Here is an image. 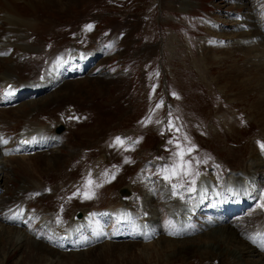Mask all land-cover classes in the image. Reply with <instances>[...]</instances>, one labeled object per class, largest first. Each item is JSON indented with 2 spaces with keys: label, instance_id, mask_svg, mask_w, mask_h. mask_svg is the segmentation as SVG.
I'll list each match as a JSON object with an SVG mask.
<instances>
[{
  "label": "rangeland",
  "instance_id": "obj_1",
  "mask_svg": "<svg viewBox=\"0 0 264 264\" xmlns=\"http://www.w3.org/2000/svg\"><path fill=\"white\" fill-rule=\"evenodd\" d=\"M259 10H264V0H0V19L4 18L0 23V42L5 40L6 45L13 46L22 34L28 36L24 39L28 45L45 47V52L29 51L28 61L36 62L38 67L30 66L22 80L34 79L47 61L46 55L60 48L74 49L76 45L86 48L85 43L92 45V38L98 34L102 36L99 41L112 38V33L118 34V45L109 46L111 53L106 58V62L113 59L114 64H104L88 76L98 60L93 61L95 64L91 62V72L85 68L83 76L86 77L82 81L70 79L75 81L74 85H64L63 91L56 94L64 96L41 98L36 104L31 101L21 109L0 106V137L9 139L16 130L20 132L25 122L31 123L24 116L39 108L41 111L29 118L32 121L36 118L38 121L33 122L41 125L49 124L54 130L65 126L68 142L76 149L74 157L67 152L63 157L50 151L37 154L40 159L35 156L32 163L22 157L5 163V173L0 177V206H3L0 207V264H222L217 255L203 256L197 250L198 253L191 254L190 250L195 246L199 249L204 243L211 246L209 221L218 219L217 213L224 208L232 210L227 217L219 215L229 220L230 224L223 227L234 228L227 238L234 245L219 248L215 245V252L233 256L240 264H264V248L257 247V236L250 232L264 220V166L256 172L255 182L247 186L253 204L237 205L232 197L239 191L230 194V185L225 189V183L233 173L240 172L251 155H256L264 164V129H261L264 118L252 115L253 111L264 108V61L259 58V63L250 66L246 58L264 54V43L246 47L247 42L243 41L242 47H236L240 37L257 36L256 30H264V25L254 22ZM37 12L55 14L57 18L50 25ZM89 16L95 17L98 23L92 24L93 19L87 20ZM260 17H264V12ZM59 21L67 22L58 28L55 24ZM86 21L89 25L84 29H73V23L81 26ZM33 23L47 26L35 27ZM249 24L256 30L241 31V27L248 28ZM64 25L72 28L71 36V32L61 34L66 31ZM92 26L103 31L93 30L96 27ZM45 28L49 31L47 34L42 33ZM81 39L84 44L79 43ZM12 48L16 49L12 51L15 57L28 50ZM3 60H0V84L2 78H7H4L6 72L21 74L18 58L9 56ZM59 98L70 99L62 103L60 110L54 106ZM167 98L168 110L163 104ZM49 110L52 113L47 115ZM81 113L88 116L79 122L73 116ZM233 113L239 114L237 121ZM11 129L16 130L10 132ZM117 138L123 143L118 144ZM133 140L143 149V156L135 147L125 145ZM5 148L0 145L2 151ZM155 150L165 163L157 170L144 157ZM79 160L88 165L92 161H105L99 168L103 171L102 180L94 182L91 177L84 178V167L78 164ZM0 170L3 172L1 167ZM203 170H206L203 173L206 179L212 180L214 190L200 197L204 204L195 209L189 224L182 228L174 225L164 206L178 201L187 210L192 209L188 206H195L197 196L190 195V184ZM78 178L83 185L82 194L70 187V181ZM160 185L171 190L169 199L161 195H169V191L161 190ZM126 186L132 189L131 203L140 206L143 200L149 210L146 199L155 195L156 203L152 199L149 203L157 206L160 216L153 227V238L138 239L144 229L138 223L145 217L134 212L126 214L134 218V226L141 231L139 235L131 225L119 226L109 218L104 223L96 219L95 224H88L65 248L64 243L55 241L43 230L39 218L26 224L4 221L13 201L27 207L30 199L27 194L39 187H44V191L36 192L28 210L36 213L42 204L46 211H41L49 215L51 211L56 227H60L69 225L77 212L119 203L118 191ZM52 188L64 189L62 196L56 199L50 195ZM257 203L261 208V216L257 218L261 219L245 222L248 211L256 210ZM186 231L190 235H184Z\"/></svg>",
  "mask_w": 264,
  "mask_h": 264
},
{
  "label": "bare ground",
  "instance_id": "obj_2",
  "mask_svg": "<svg viewBox=\"0 0 264 264\" xmlns=\"http://www.w3.org/2000/svg\"><path fill=\"white\" fill-rule=\"evenodd\" d=\"M58 2V1H57ZM63 2V1H62ZM53 3V2H52ZM89 3V2H88ZM86 4V3H85ZM29 5V4H28ZM27 5V6H28ZM42 5V4H41ZM84 5V4H83ZM90 5V4H89ZM48 6V5H47ZM36 7V6H35ZM215 7V6H214ZM32 8V7H31ZM48 9V8H47ZM46 9V10H47ZM75 9V8H74ZM82 9V8H81ZM55 11H56V9H55ZM63 11V10H62ZM84 11V10H83ZM86 11V10H85ZM49 13H51V12H49ZM65 13V12H64ZM37 15L39 16V17H43L44 18V16H45V18L46 19H48V21H49V23L50 22H52L53 21V19L55 18H57L56 17V15L54 14V15H50V14H40V13H38L37 12ZM36 15V16H37ZM47 16H51V17H47ZM84 17H87V15H84ZM4 18H1L0 19V23H1V21L3 20ZM37 21V20H36ZM42 22V21H41ZM54 22V21H53ZM48 23V24H49ZM2 24V23H1ZM39 23H33L32 24V26H35V27H37L36 25H38ZM47 24V23H46ZM242 24V23H241ZM50 25H51V23H50ZM249 25H251V24H249ZM38 26H42V28H44V26H47V25H45L44 23H43V25H38ZM53 26H54V24H52V28H53ZM243 28H245V27H243ZM51 30V29H50ZM41 31V30H40ZM38 32V31H37ZM49 31L45 28V30H43L42 31V33L43 34H47ZM34 36H36L37 35V33L35 32L34 34H33ZM242 35V34H241ZM257 35H258V33H257ZM240 36V35H239ZM254 37H257L256 35L254 36ZM26 38L28 39V36H23L22 34H20V37H19V39L16 41V44H14L13 46H10V45H6L5 44V40H2L1 42H0V50H2V51H0V60H2V61H4L3 60V58L5 57L6 59H8L9 58V56H10V54H12V51L15 49H13L12 47H18L20 50H25L26 48L28 49L27 51H26V54H24V53H22L21 55V57H20V59H18V61L19 62H17L19 65H17V66H19V73H21L20 75H16L15 73H10V75H9V73L8 72H6V75L4 76V78H6V76H7V78L6 79H3L2 78V81H3V85L1 84L0 85V87H2V88H6L9 84H13V87L8 91V92H6L5 90H4V93H3V97L6 99V101H4L3 99V103H1V104H4V106L5 107H7V108H14V107H12V101L14 102V103H17L18 102V100H19V104H17L16 106V109L18 108H20L21 109V107H22V105H23V100L22 99H20L19 97L23 94V91H26L27 93H29L30 91H31V89L33 90V88H32V85L31 84H27V83H23V82H27L29 79H24V80H22L21 79V77L22 76H24L23 74H25V73H28L27 71H28V69L30 68V66H33V68H34V66L36 67H38V65H36L37 63L36 62H33V61H28L29 59H27V60H25L23 63L24 64H21L22 62H21V58L22 57H24V56H27V55H31V53H41L42 51L41 50H44V46H35V45H28L27 43H25V41H24V39L26 40ZM32 40L34 39V38H31ZM249 39H250V37H249ZM36 40V39H35ZM243 41H246L247 42V39H243V40H241V41H239L240 42V44L243 42ZM259 42H261V41H259ZM258 42V43H259ZM22 43V44H21ZM263 43H264V41H263ZM16 45V46H15ZM31 47H33V48H31ZM263 48V47H262ZM4 50H9V51H5V53L3 52ZM102 48H101V46H98V48H94V49H92V51H86L87 53L84 55V54H79V53H77V52H69L68 51V53L66 54V56L64 57V59H63V62H61V65L63 66V65H65L66 66V70H60L59 69V65L57 64L58 63V60L60 59V58H58L59 57V55L61 54V50H59V51H55V52H53L52 54H49V55H46V62L42 65V67L44 68V70L41 72V75L40 76H38V77H35L34 79H32L33 81H31V82H33V83H37L38 81H40V82H46L48 79H52V78H54L55 79V82H53V83H50V84H48V85H46V86H44L45 87V90L46 89H48V88H51L53 85H55L56 83H58V85L60 86V85H62V86H60V87H57L53 92H52V94L54 95V94H56V93H60L61 91H63V89H62V87L64 86V85H70V84H72V85H74V83H75V81L74 80H70V78H69V76L68 75H70V76H73V75H75V64L76 63H84V62H86L87 60H92L91 62L92 63H94L93 61H97V59H98V57L100 56V55H102ZM29 51L31 52V51H35V52H31V53H29ZM44 52H45V50H44ZM5 55H4V54ZM9 53V54H8ZM67 58V59H66ZM68 58H70V60H71V62H69V60H68ZM259 58H261L263 61H264V54L263 53H261L260 55H259ZM65 60H66V62H65ZM107 60H105V62H106ZM261 61V60H260ZM53 63H54V65H53ZM95 64V63H94ZM86 65V64H85ZM45 66H47V72L45 73V74H43V72L45 71ZM69 66H73V67H69ZM88 68L90 67L88 64L86 65ZM69 68H71V69H69ZM73 68H74V70H73ZM93 68V70H92V72L89 74V75H92V74H94V72L96 71V67H92ZM91 68V69H92ZM69 69V70H68ZM33 70V69H32ZM66 72H68V75L66 74ZM264 73V72H263ZM5 74V73H4ZM3 74V75H4ZM2 75V76H3ZM17 79H20L19 81H17ZM76 79V78H75ZM82 78H79L78 80H80V81H82L81 80ZM2 83V82H1ZM65 83H67V84H65ZM20 87V89L18 90V88ZM66 87V86H65ZM36 88H37V86H36ZM253 90H255V89H253ZM66 92V91H65ZM44 93H46V92H44ZM43 93V91L41 92V93H38L37 94V96H35V97H39V98H37L36 100H34L33 102H31V104H36L37 102H39V101H41V95H43L44 94ZM29 95H33V94H30L29 93ZM60 97V96H59ZM49 103V102H48ZM30 104V105H31ZM52 104V103H51ZM255 104H258L257 102H255ZM260 106H262L261 104H259ZM55 106V105H54ZM61 106V105H60ZM24 107V106H23ZM86 107V106H85ZM83 108V110H87V108ZM90 107V106H89ZM262 107H264V106H262ZM54 108V107H53ZM1 109V108H0ZM55 109H57V107L55 108ZM63 109V108H62ZM34 110L36 111H30L29 113H27L24 117L26 118V119H29V122H31V123H28L25 127L29 130V132L31 133V135H35L36 134V137L34 138V144H32L31 145V148H34V147H39V148H41L40 150H38L37 151V154H40V153H42V152H44V153H46V152H54V149H58L59 151H60V153H59V155L61 154V156H63L64 157V155H62V151H63V149L61 148V145L59 144L60 142L58 141V139H57V136H55V135H51V134H49V132L48 131H50V132H52V128H51V126L49 125V124H47V125H41L40 123H35V122H33V121H35V120H37L36 118H34L35 120H31V118H29V115H33V113H34V116H35V113L37 114V113H39V111H41L39 108H37V109H35L34 108ZM58 110H60V109H58ZM2 111V110H1ZM44 112V111H43ZM56 112V111H55ZM32 113V114H31ZM47 113V112H46ZM49 113H52V112H50V110L48 111V113H47V115H49ZM22 115V114H21ZM39 115H41V114H39ZM252 115L253 116H256V117H262V118H264V108L262 109V110H259V111H253L252 112ZM74 119V118H73ZM38 121V120H37ZM233 122V121H232ZM51 124H52V122H51ZM233 127L234 126H232L231 127V130L233 129ZM261 129H264V124H262L261 125ZM48 130V131H47ZM262 131V130H261ZM53 133V132H52ZM262 133H264V131H262ZM68 138V137H67ZM60 140V139H59ZM69 144V142H68V139H66V141H65V144H64V146L63 147H69V148H66V149H68L69 151H70V154L69 155H71V156H73L75 153H76V149L74 148V146H70L71 144ZM2 144H4L5 146L6 145H13L14 144V142H12V141H10V139H4L3 137H0V145H2ZM21 144V143H20ZM21 147V146H20ZM29 149V151H30V147L28 148ZM1 150V149H0ZM32 151H34V150H32ZM39 151H41V152H39ZM1 153H2V156H1ZM29 155H31V153L30 154H27V155H25V149L23 148V150H22V154L19 152L18 154L16 153V152H13V151H11L10 153H9V155L8 154H6V153H4V152H2V150H1V152H0V156H1V163H0V167L3 169V172H1L0 173V177H1V175H2V173H5V170H4V166L5 165H7V164H5V163H9V161L10 160H12V159H15V158H18V157H22V158H29ZM68 155V156H69ZM31 157V156H30ZM55 157V156H54ZM56 158V157H55ZM59 158V157H58ZM65 159L66 158H64V161H65ZM263 161V160H262ZM262 166H264V164L259 160V159H257L256 158V155H251L250 156V159H249V162L248 163H246L245 165H243V166H241L240 167V172H238L237 174H233V178L235 179V181H237L239 184H240V182L241 181H244L245 179H247V183H249V184H251L252 182H253V175H254V173H256L257 171H260L261 169V167ZM6 169V168H5ZM1 171V170H0ZM3 177V176H2ZM1 177V178H2ZM203 179H202V181H201V183H200V185H203V190H202V194H206V192H208L209 190V185H208V178L206 179V177H202ZM211 185V184H210ZM40 188L41 187H39V190H40ZM38 189V188H37ZM239 189H240V191L241 192H244L243 191V188L242 187H239ZM39 190H31V192L33 191V193H36V192H38ZM33 193H30V194H27V197H29V196H31ZM169 195H170V193H169ZM152 197V196H151ZM151 197H149V198H147L146 199V201H147V203H146V205L147 206H149V207H151V209H150V211H152L153 213H155V214H153V213H149V216L147 217V219L148 220H152V221H149L148 222V225H149V227L147 226V228L145 229H143V231H142V234H140V237L142 238L141 240H143L144 239V237H146L147 236V229H150V230H152L153 229V227H155V222H158V220H157V218H158V210H157V206H150V203H149V201L152 199ZM241 198H243V196L242 197H239V202L241 201ZM10 200V199H9ZM3 202V201H2ZM7 202V201H6ZM9 202H11V201H9ZM251 203H252V201H251V199H249V197H248V199H246V202L245 203H243V207H246V206H249V205H251ZM173 206H171L170 205V210L172 211V213H171V216H172V218H174V217H176L177 215H179V213L181 214V213H191L192 211H194L195 209H197L200 205H202L201 204V202H200V198H199V201L197 202V203H195V206L194 207H192V209H189V210H187V206L186 207H181V206H178V205H174V204H172ZM168 205H166V207H167ZM0 207H3L2 205L0 206ZM109 209V208H108ZM108 209L107 210H101V211H103V213H105L106 211L108 212ZM122 209H123V207L121 208V205H118V207L117 208H114L113 210H112V214L114 215L115 213H116V211H122ZM3 210V209H2ZM6 210V209H5ZM124 210H128V209H124ZM173 210H175V211H177V213L176 214H174V211ZM26 211L27 210H25V209H23V206L22 207H19V208H17V210L15 209V210H13V211H10L9 213H8V215H6V218L4 219V221H6V222H8V224H10L11 222H13L16 218H17V215H19V217L23 214L24 215V219L27 221V218H25V216L27 215L28 216V218L30 217V215L32 216V214L31 213H29V214H26ZM38 211V214L36 213V215L34 216L35 218H37V217H45V219L46 218H48V220H47V224L50 226V224L49 223H53V224H55L54 223V220L52 219L53 218V215H49V216H46V214H44L41 210H37ZM41 211V212H40ZM101 211H92L91 213H89L88 214V218L86 219L85 218V220L81 223V222H79V221H73L72 223H70V225L68 226V227H66L65 228V230L64 231H62V230H60V229H58V228H56L55 226H53L52 225V229H53V231H52V233L53 234H61V233H68L69 234V236L71 237V238H74V236H75V231H77L78 230V228L73 232V230H72V224H74V223H78V225H79V229H81L84 225L86 226V225H88L89 223L90 224H92V222H93V214H95L96 216H98V215H102V213H101ZM227 211L228 210H224V211H221L220 212V214L221 215H223L224 213H226L227 214ZM257 212H258V215H257ZM133 212L132 211H128V214H132ZM158 214V215H157ZM261 214V210L259 209V207H258V205L256 206V210L254 209L253 211H248V213H247V215H246V218H245V222L246 221H248L249 219L250 220H252V219H256L257 218V216H259ZM133 215H135V214H133ZM125 216H127V214H125ZM261 216V215H260ZM128 217V216H127ZM195 217V216H194ZM217 217L218 218H220V221H217V219H213V220H211V221H209V223H210V225L209 224H207V225H209L208 227V229H210V233L208 232V230H207V232L209 233V239L210 240H208L209 242H210V244H211V248L206 244V243H204V245H202L199 249H197V246H195V247H193V248H191V250L190 251H192V253L191 254H194V252L197 250V251H199V253L200 252H202L203 253V256L204 255H206V256H208V257H216V255L218 256V257H216L217 259H219V260H222V264H240L233 256L232 257H229V256H225L226 254H222V252L221 253H217V252H215V245L219 248V247H221V246H223V245H225V246H233L234 245V243H232V242H230L229 240H227V238L231 235V233H233L232 231L234 230V228L232 227V226H228V227H223L224 225H229L230 223H229V220L228 219H225L224 220V217L223 216H221L220 217V215L219 214H217ZM260 218V217H259ZM259 218H257V219H259ZM129 217H128V220H126V222L127 221H129ZM261 219V218H260ZM259 219V220H260ZM243 220V219H242ZM258 220V221H259ZM46 221V220H45ZM257 221V220H256ZM222 222L224 223V225L222 224ZM236 222V221H235ZM244 222V221H243ZM21 224H24L25 223V221H21L20 222ZM232 223H234V220L232 221ZM251 223V222H250ZM263 223H264V220H262L259 224H258V226H256L255 227V229H254V226H253V229H251L252 231H250L252 234H253V236L256 234L258 237H259V233H263V229H262V227L264 226L263 225ZM235 224V223H234ZM263 225L262 227L260 226V225ZM137 225V224H136ZM245 225H246V223H245ZM4 226H6V225H4ZM248 226V225H247ZM261 227V228H260ZM12 228V227H11ZM230 228H232V229H230ZM237 230V229H236ZM146 233V234H145ZM188 234V232L186 231V232H184V235H187ZM225 235V236H224ZM207 236V235H206ZM222 237V238H221ZM119 238H122V237H118V239ZM188 238H191V237H188ZM224 238V239H223ZM250 238L251 237H249V240H250ZM145 239H148V238H145ZM252 239V238H251ZM254 239V238H253ZM59 241H62L61 240V238L59 237ZM146 241V240H145ZM44 243V242H43ZM232 243V244H231ZM253 243V242H252ZM257 243V242H256ZM237 244H239V242H237ZM263 245V244H262ZM247 246V245H246ZM247 248V247H246ZM251 248V247H250ZM218 250V249H217ZM216 250V251H217ZM196 251V252H197ZM198 253V252H197ZM233 254H235V253H233ZM232 254V255H233ZM230 255V254H229ZM259 256L262 258L263 257V255H261V254H259ZM215 258V259H216ZM238 258V257H237ZM246 263V262H245ZM247 264V263H246Z\"/></svg>",
  "mask_w": 264,
  "mask_h": 264
},
{
  "label": "snow or ice",
  "instance_id": "obj_3",
  "mask_svg": "<svg viewBox=\"0 0 264 264\" xmlns=\"http://www.w3.org/2000/svg\"><path fill=\"white\" fill-rule=\"evenodd\" d=\"M118 144H122L123 143V141L122 140H120L119 138H117V141H116ZM262 147H264V145H262ZM166 179L168 178V177H165ZM193 183H194V181H193Z\"/></svg>",
  "mask_w": 264,
  "mask_h": 264
},
{
  "label": "water",
  "instance_id": "obj_4",
  "mask_svg": "<svg viewBox=\"0 0 264 264\" xmlns=\"http://www.w3.org/2000/svg\"><path fill=\"white\" fill-rule=\"evenodd\" d=\"M122 194H124V192H122ZM82 217V215H79V218H81Z\"/></svg>",
  "mask_w": 264,
  "mask_h": 264
}]
</instances>
